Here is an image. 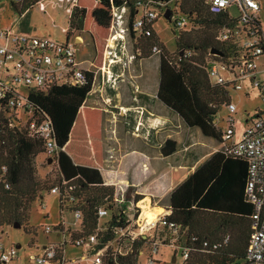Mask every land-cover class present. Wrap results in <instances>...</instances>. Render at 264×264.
Here are the masks:
<instances>
[{"label": "built area", "instance_id": "2783aa9c", "mask_svg": "<svg viewBox=\"0 0 264 264\" xmlns=\"http://www.w3.org/2000/svg\"><path fill=\"white\" fill-rule=\"evenodd\" d=\"M39 4H41L39 2ZM205 6L215 15L228 13L236 6L239 9L238 26L224 27L217 34L218 43H233L240 40L242 53L239 58H231L227 62L223 56L209 54L206 58L207 77L213 86L225 87V96L233 92L242 91L246 84H250L259 93L264 104V70L260 71L256 60L264 57V31L259 12L261 4L258 0H204ZM136 18L129 24V8L127 6L114 7L113 23L103 63L100 69L88 70L78 59V45L84 44L82 37L66 39V42L48 37H37L21 32L14 23L10 27L0 28V147L6 130L19 129L31 139H38L44 144V154L47 156L45 164L59 174V155L63 148H58L53 138V126L45 117H34V111L29 104V91L37 89L45 91L52 86L81 87L88 83L87 72L94 75V85L99 70L102 80L106 68L117 64L126 65L123 57L131 59L142 53L129 55L126 37L133 40L153 38L154 25L159 18V11L171 5L164 0H136ZM41 4L40 8H43ZM76 6V1H75ZM171 10V21L176 30H185L189 26V19L183 13ZM230 17V15H229ZM231 18V17H230ZM232 19V18H231ZM170 21V22H171ZM68 29L63 33L67 34ZM134 33V35L132 34ZM151 54L164 57L172 66L192 59L197 55L195 49L180 50L175 59L166 57L163 48L154 44L150 48ZM213 57H218L214 59ZM229 72L231 81L222 73ZM107 83L115 84V78L106 73ZM93 85V87H94ZM92 87V89H93ZM92 92V91H91ZM224 107L228 113L227 126H218V118L213 122L222 132V153L226 157L240 158L248 163L247 183L245 184V201L253 207L251 219V235L245 258L235 264H264V116L256 112L254 116L247 115L244 131L237 139L235 129V115L237 104L227 102ZM140 131V127L136 128ZM53 162L48 165L47 162ZM111 156L110 161H114ZM107 170H113L112 165H106ZM8 169L0 164V185L6 190L11 186L7 181ZM113 186L114 195L107 197L96 211L97 223L91 233L83 232L84 217L80 209L75 207V198L71 194L75 187L63 180L60 186L52 188L49 194L57 198L60 208V222L58 225H47L44 233L52 236L54 241L47 242L40 247L37 254L32 253L29 260L35 264H172L176 257L188 264L194 254H214L223 246H227L230 237L223 243L211 244L208 241L198 249L192 243L197 239L188 237L186 228L169 220L171 207L163 208V212L155 215L154 221L146 219V212L157 208L153 201L145 202L146 196L137 200L138 192L131 191L129 185L118 187L115 183H104ZM131 193V196H129ZM129 196V197H128ZM44 208V199L39 201ZM73 215V222H66V214ZM0 231V264H10L20 255L19 248L12 244L6 245ZM166 250L167 253H162ZM71 251H79L76 255ZM168 251L172 252L170 257ZM167 256V257H166ZM167 258V259H166Z\"/></svg>", "mask_w": 264, "mask_h": 264}, {"label": "trees", "instance_id": "16d2710c", "mask_svg": "<svg viewBox=\"0 0 264 264\" xmlns=\"http://www.w3.org/2000/svg\"><path fill=\"white\" fill-rule=\"evenodd\" d=\"M75 1L67 39H71L72 31L89 35L95 53L93 64L96 70L101 68L106 51L113 23L112 9L127 6L132 24L136 0ZM164 1L169 4L175 2ZM20 13L22 15L23 11ZM189 13L196 14L202 24L203 34L192 44L182 43L181 36L177 43L182 46V50L195 49L197 55L178 66H172L164 57L161 58L158 99L179 115L187 127L199 129L204 137L221 141L222 132L213 121L219 115L218 106H224L228 99L225 87L213 86L209 81L205 61L213 49L224 55L221 59L223 62L240 57V40L220 44L217 35L211 31L213 28L219 31L224 27L234 28L238 22L227 13H211L204 0L194 3ZM187 17L190 23V17ZM155 39L154 32L153 38H140L139 42H150V49ZM200 52L204 53V57L199 61L197 57H200ZM87 76L88 83L81 87L55 85L45 91H29L28 100L34 111L33 116L39 119L47 117L51 121L54 141L58 148H63L59 155V174L50 186L38 182L34 167L36 157L44 153V144L38 139L29 138L23 129L5 131L0 147V164L7 166V181L11 188L6 190L0 185V228L16 224L22 226L24 218L19 212L20 208L27 209L30 199L38 197V190L50 191L65 180L75 187L71 196L75 198L76 209L83 213V232L91 233L95 229L96 211L107 197L114 195L115 188L104 186V114L101 110L84 106L94 85V75L87 72ZM176 150L177 143L167 141L161 151L164 157H169ZM247 170V162L226 157L219 151L172 192L169 220L186 228L188 237L197 239L192 245L196 244L198 249L204 241L223 243L226 237H230L228 233L232 228H239L235 239L232 241L230 237L227 246H222L214 254H194L188 264H235L244 260L252 231L250 216L253 214V207L245 201ZM139 199L141 196L137 197ZM240 227H245L246 233Z\"/></svg>", "mask_w": 264, "mask_h": 264}, {"label": "rangeland", "instance_id": "374dc122", "mask_svg": "<svg viewBox=\"0 0 264 264\" xmlns=\"http://www.w3.org/2000/svg\"><path fill=\"white\" fill-rule=\"evenodd\" d=\"M201 0H175L169 7L175 11V12H181L184 15H187L190 17V25L186 26L185 30H176L174 25V22H170L165 17L166 13H170L171 18V12L167 8L161 9L159 11V18L157 20L156 25H154V31L156 34V39L152 42L155 44H158L161 48H163L164 53L166 57L175 59L177 54H179L180 50H182V46L177 43L180 36L182 37V43L192 44L198 40V38L203 34L202 33V24L199 23V19L196 18V14L192 13L190 14L189 11L192 9V5L194 3H198ZM261 4V11L258 13L260 17L261 24L263 26L264 31V0H258ZM43 4V8H40L41 4ZM73 7H75V0H23L22 2H16L15 0H0V28H6L12 26V24H16L17 28L21 32H26L27 34H31L33 36L37 37H48L54 40H57V42H66L67 34L63 33L64 29H69V22L70 17L72 14ZM26 10V11H25ZM20 11H23V14L21 15ZM230 17L232 19H238L239 18V9L234 6L228 11ZM136 18V13H135ZM129 24H130V11H129ZM68 31V30H67ZM214 35H217L219 30L212 29L211 30ZM77 36H82V39L84 41V44L78 45V54L77 57L79 60H87L88 61H94V49L92 46V42L90 40L89 35H84L83 33H79L76 31H72L71 38H75ZM126 44L128 47V53L129 55L136 54L137 50L139 48H143L144 55H142L140 58H134L133 61H135V65L138 64V61L140 59L144 58H150L147 63V77L148 82L153 87H157V83L160 82L159 78V70H160V61L161 58L158 56H154L151 54V51L149 49L150 42L141 40V42H137L133 39H131L130 36L126 37ZM177 43V44H176ZM200 57H197L199 61L202 57H204V53L200 52ZM257 65L260 68V71L264 70V57H261L256 60ZM134 72V71H133ZM141 73V72H140ZM141 75H143L141 73ZM222 75L228 79V81H231V77L229 75V72H223ZM261 79L264 78V74L260 75ZM143 78V77H142ZM133 79V78H132ZM147 81V80H146ZM233 87H231L228 91L231 93V97L233 98V101L237 104V113L235 115L236 121H235V129L237 132V138L241 137L244 128H245V122L247 115L248 116H254V114L259 110L263 113L264 116V104L261 101V98L259 96V93L256 89H253L249 84H246L243 90H248L250 92V98H246L244 95V91H239L237 93L233 92ZM111 94L113 92H110ZM110 102L107 106V113H103V123L106 122L107 117L111 116L110 119H113L115 116L117 118V121L119 122V119H121V115L119 114L120 111L118 109H115L116 102H119L115 97H112L110 95ZM228 99V98H227ZM123 100L126 101V97H123ZM91 101V100H90ZM87 104L90 106L91 102ZM100 107L104 108L105 106L100 104ZM106 108V107H105ZM166 110L164 104H152V111L155 112H162V110ZM219 115H218V121H220V126L225 128L227 126L226 123V109L223 108V106L219 105ZM153 113V112H152ZM123 114V113H122ZM124 115V114H123ZM224 119V120H223ZM223 120V122H221ZM122 123V122H121ZM120 128L123 130V126L120 125ZM192 135H190L188 139V145H191L196 142V136L192 132ZM194 134V135H193ZM200 136V135H199ZM202 136V135H201ZM182 143L185 145L187 142V138L183 135ZM211 140V139H210ZM135 142H140V140H137ZM137 143V144H138ZM211 145L215 147L213 149L212 153L215 154L216 152H219L222 150V146L220 145L219 141H213L211 140ZM137 147V145L135 144ZM185 148H181L180 150V156L182 159L184 158L185 154ZM130 148H127L122 151L123 156L130 151ZM191 151L194 153L197 151V147H191L190 151L187 153V157H191ZM110 153V152H109ZM105 156V152H104ZM111 154L109 156V160H111ZM123 160V159H122ZM47 161V156L43 153L36 157L34 162V167L36 168V179L41 184H47L51 185L55 178H56V172L51 168L48 167L45 162ZM127 158H124V163L121 164V169L125 170L127 168V165L129 164ZM130 165V164H129ZM129 180H132V173H129L126 175ZM37 196L34 198V200L30 199V203L27 207V209H21L20 213L22 217L24 218V222L20 228H15L13 225L8 227L0 228V231H2V237L3 241L6 245L9 244H18L23 247V250L21 251L19 255L18 261H16L15 264H35L34 262L28 261V256H30L31 253L37 254V251L40 247L44 246L49 241H54V238L52 236H48L44 233V228L47 225H58L60 222V208L58 206L57 198L53 196V194H49L48 189L45 190H38ZM41 199H44L45 206L42 208L39 201ZM24 203L26 200H23ZM157 200H154V204L157 203ZM162 205L163 202H161ZM162 208V207H158ZM160 212V211H157ZM162 212V211H161ZM66 222L68 224L73 222V215L66 214ZM147 218V217H146ZM148 219V218H147ZM149 221V219H148ZM241 231L245 232V227H240ZM239 228L234 227L232 230L229 231L228 235L231 237L232 241L235 239L236 234L238 233ZM79 251H74L73 254L76 255ZM162 253H167L166 250H163ZM170 254V257H167L169 260L171 259L172 252L168 251ZM166 258V259H167ZM177 264H185L182 262V258L179 256L177 260Z\"/></svg>", "mask_w": 264, "mask_h": 264}, {"label": "crops", "instance_id": "0c3cea01", "mask_svg": "<svg viewBox=\"0 0 264 264\" xmlns=\"http://www.w3.org/2000/svg\"><path fill=\"white\" fill-rule=\"evenodd\" d=\"M137 51L144 55L143 48H139ZM141 56H136V58ZM149 59H140L138 64L135 65L134 59L123 57L126 65L117 64L112 68H106L103 80L99 70H97L95 85L84 106L107 113V106L111 101L109 94L119 101L116 102L114 107L120 111L121 119H119V122L115 116L113 119L108 116L106 122L102 124L103 182L106 184L115 183L118 187L129 185L131 191L138 192L141 198L146 196V198L153 201V204L154 200H157L158 202L154 205L163 209L170 207L169 200L174 189L194 173L198 167L212 158L214 155L212 150L215 147L211 145V140L212 142L215 140L204 137L199 129L187 127L180 116L167 107H165L166 110L160 108L161 113L152 111V104L154 105L155 102L163 104V102L158 99L160 82L157 83V87H153L152 83L148 82L147 63L150 61ZM80 61L86 69H93V61ZM107 72L109 77L115 78V84L107 83ZM243 91L245 97L250 98V92L246 89ZM123 97H126V101L123 100ZM89 101L91 102L90 106L87 105ZM228 102L235 103L231 93ZM101 103L106 108L100 107ZM122 108L127 110L125 115L122 114ZM223 108L226 109L224 106ZM258 112L260 113L259 110ZM227 115L228 113L226 117ZM120 125L123 126V130ZM218 126H220V121H218ZM137 127H140V131H136ZM192 132L196 136L197 143L188 145V139ZM183 135L187 138L185 145L182 143ZM137 140H140V142H135ZM167 141L176 142L177 150L171 156L164 157L161 150ZM219 142L221 145V141ZM183 147L186 155L182 159L180 150ZM191 147H197V151L194 153L191 151V157L188 158L187 153ZM127 148H130V150H127L130 152L123 156L122 151ZM111 154L115 158L113 162L109 160ZM124 158H127L130 165L128 164L127 168L122 170L121 164L124 163ZM107 164L112 165L113 170H107ZM129 173H132L131 181L126 176ZM161 202L165 205H162ZM16 246L21 253L23 247L20 243ZM73 252L71 251V253ZM18 259L10 264H15ZM28 261L33 262L29 260V256Z\"/></svg>", "mask_w": 264, "mask_h": 264}, {"label": "water", "instance_id": "95a60500", "mask_svg": "<svg viewBox=\"0 0 264 264\" xmlns=\"http://www.w3.org/2000/svg\"><path fill=\"white\" fill-rule=\"evenodd\" d=\"M16 2H22L23 0H15ZM165 17L167 18L168 21H171V18H170V13L167 12ZM211 54L215 55V56H223V54L217 50H211ZM53 162L52 159H49V161L47 162L48 165H50L51 163ZM129 196H131V193H129ZM128 196V197H129ZM15 228H20V225L16 224L14 225ZM175 260H176V257L172 260V264H175Z\"/></svg>", "mask_w": 264, "mask_h": 264}, {"label": "bare ground", "instance_id": "6f19581e", "mask_svg": "<svg viewBox=\"0 0 264 264\" xmlns=\"http://www.w3.org/2000/svg\"><path fill=\"white\" fill-rule=\"evenodd\" d=\"M121 111H122V113L125 115L126 114V112H127V110H125V109H121ZM145 202H148L149 203V199L148 198H146L145 199ZM157 211H162L163 212V209L162 208H159L158 209V207L157 208H155L154 210H150V211H148V212H146V217L149 219V222H153L154 221V218H155V215L157 214V213H160V212H157ZM146 218V219H147Z\"/></svg>", "mask_w": 264, "mask_h": 264}]
</instances>
